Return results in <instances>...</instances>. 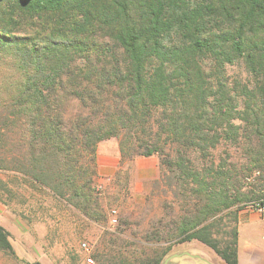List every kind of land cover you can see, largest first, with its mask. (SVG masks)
<instances>
[{
    "label": "trees",
    "instance_id": "1",
    "mask_svg": "<svg viewBox=\"0 0 264 264\" xmlns=\"http://www.w3.org/2000/svg\"><path fill=\"white\" fill-rule=\"evenodd\" d=\"M8 50L19 76L0 109V170L17 188L101 221L96 148L115 137L121 163L158 154L181 197L143 232L148 252L95 264H159L192 240L238 264V211L264 205V0H0ZM2 193L15 194L0 178ZM0 250L14 254L1 225Z\"/></svg>",
    "mask_w": 264,
    "mask_h": 264
},
{
    "label": "rangeland",
    "instance_id": "2",
    "mask_svg": "<svg viewBox=\"0 0 264 264\" xmlns=\"http://www.w3.org/2000/svg\"><path fill=\"white\" fill-rule=\"evenodd\" d=\"M12 55L9 50L0 53V109L3 100L12 94L13 83L19 76L15 58ZM244 75L242 65H235L228 69L230 79L243 78ZM67 109L70 114L85 112V108H82L78 101L69 104ZM162 139L164 141V136ZM165 147H167L165 148L166 153L173 150L169 145ZM227 148V144L219 145L215 154L223 156ZM113 149L114 151L119 150L118 139L115 137L104 139L98 142L96 155L97 152L105 154ZM229 149L234 151L232 147ZM153 155L159 161L158 173L156 177L146 180L142 184L136 183L133 179L132 159L125 158L122 163L119 159L117 171L110 176L99 174L96 168L94 186L98 190L104 216L99 222L88 220L72 206L54 198L48 192L25 186L17 188L11 181L14 174L0 170V178L7 181L9 189L16 193L14 196L2 193V197L5 200L13 197L16 200L25 198L28 201L25 205L17 204L16 201V204L12 206L16 210H26L25 214L30 220L27 222L30 227L28 233L31 234V244L28 245V239H26L24 245L26 254L20 257L15 250L14 254L0 250V264H25V262L33 263L35 261L42 264H95V259L97 263V260L102 261L112 257L134 262L146 250L139 239H142L143 232L149 228L151 222L160 217L169 220L167 215L174 216L181 204L180 195L179 199L173 197V189H175L174 186L171 187L173 180L169 178L165 166L161 164V157L158 154ZM190 155L196 156L195 153H190ZM11 209V207H6L3 210L2 216L6 220L7 216H11ZM111 209L116 210L117 222L115 224H111L109 221L112 214ZM22 220L27 221L23 218ZM221 223L222 225L229 223L228 214L223 217ZM13 231L19 235V230L13 229ZM192 241L198 243L196 240ZM82 242L87 244V249L82 248ZM20 244H23V240ZM199 244L197 254L206 261L183 257L185 260L192 261L183 264H225L212 249L200 242ZM186 245H191L192 249L195 248L194 244ZM187 248L182 243L177 244L163 260L171 253H179ZM174 259L170 260L171 264H174Z\"/></svg>",
    "mask_w": 264,
    "mask_h": 264
},
{
    "label": "crops",
    "instance_id": "3",
    "mask_svg": "<svg viewBox=\"0 0 264 264\" xmlns=\"http://www.w3.org/2000/svg\"><path fill=\"white\" fill-rule=\"evenodd\" d=\"M119 159V150L114 151L113 149L111 152L107 151L105 154H98L97 152V172L107 176L114 174L117 171ZM158 168L159 161L155 155L137 156L131 160V172L133 174V179H135L136 183L139 184L156 177ZM23 186L25 185L23 184ZM16 201L17 204L20 205H25L28 202L25 198H22V200H16L13 197H10L9 199L5 200V198L1 195L0 225L3 226L9 233V241L12 247L14 248L16 254L21 257L22 255L26 254V250L24 248L26 239H28L27 244H31V234L28 233L30 227L27 225V222L30 220L25 214L26 210L24 211V209H14L12 205L16 204ZM6 207L12 208V213L10 212L11 216H7V220L2 216V213L4 212L3 210ZM22 218L27 221L24 222ZM13 229L19 230V235H17ZM22 240L23 244H20ZM196 242L198 243H193V241H187L185 243L183 242V246L188 247L183 251H188L191 255H182L181 257H176L174 259V264H183L184 262L189 261L192 262L190 259H183V257L200 259L202 261L205 260L201 255L197 254V251H199L197 248L199 249L200 244L199 241L196 240ZM186 244H194L196 249H192L191 245ZM19 245L23 246L20 247ZM218 258L220 257L218 256ZM237 260L238 264H264V212H261L251 206L244 207L238 211Z\"/></svg>",
    "mask_w": 264,
    "mask_h": 264
},
{
    "label": "built area",
    "instance_id": "4",
    "mask_svg": "<svg viewBox=\"0 0 264 264\" xmlns=\"http://www.w3.org/2000/svg\"><path fill=\"white\" fill-rule=\"evenodd\" d=\"M251 207H254V208L258 209L261 212H264V205H255V206H251ZM111 213L112 214H111V216L109 218V221H110L111 224H115L117 222V218L115 217L116 210L115 209H111ZM81 246H82V248L87 249V244L85 242H82Z\"/></svg>",
    "mask_w": 264,
    "mask_h": 264
},
{
    "label": "water",
    "instance_id": "5",
    "mask_svg": "<svg viewBox=\"0 0 264 264\" xmlns=\"http://www.w3.org/2000/svg\"><path fill=\"white\" fill-rule=\"evenodd\" d=\"M182 255H191L188 251H182V252H174L171 253L168 257H166L163 261H161L159 264H171L170 260L176 257H180Z\"/></svg>",
    "mask_w": 264,
    "mask_h": 264
}]
</instances>
